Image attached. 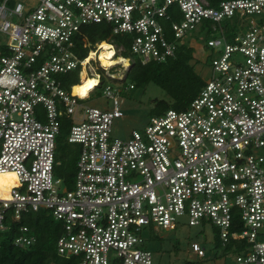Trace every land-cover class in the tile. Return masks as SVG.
<instances>
[{
	"label": "built area",
	"instance_id": "2783aa9c",
	"mask_svg": "<svg viewBox=\"0 0 264 264\" xmlns=\"http://www.w3.org/2000/svg\"><path fill=\"white\" fill-rule=\"evenodd\" d=\"M99 24L109 40L91 43L83 30ZM190 32L207 36L210 50L196 97L128 140L112 138L122 89L134 88L102 66L101 45L111 61L127 52L166 63ZM1 35L0 173L16 180L0 199V233L7 219L46 211L61 225L56 253L72 264H156L144 234L210 227L220 248L248 245L234 264H264V0H0ZM82 72L97 80L86 99L72 91ZM71 74L78 84L67 90ZM98 88L110 110L83 104ZM62 127L79 146L70 190L54 180ZM34 241L20 226L14 245ZM189 250L206 256L198 242Z\"/></svg>",
	"mask_w": 264,
	"mask_h": 264
},
{
	"label": "rangeland",
	"instance_id": "374dc122",
	"mask_svg": "<svg viewBox=\"0 0 264 264\" xmlns=\"http://www.w3.org/2000/svg\"><path fill=\"white\" fill-rule=\"evenodd\" d=\"M222 27L226 28L228 24L223 23ZM230 28L228 27V30ZM187 36L188 38L184 39V43L194 48L193 60L190 64L193 66L195 73L204 79L209 73V67L206 62H209L207 56L210 54V50L205 48L207 36L195 32H190ZM6 41V37L1 35L0 43H5ZM85 54L86 52L83 53V55ZM117 56H119L117 60L120 59L128 67V61L123 58L126 54L119 53ZM127 69L125 70L121 65H118L111 70V73L118 76L125 75ZM71 83H78V78L75 74H72L71 78L66 80L64 88L69 90ZM121 99L123 102L120 109L123 113V118L113 122L111 133L112 138L121 140L130 139L132 131L142 132L147 127L150 118L155 116L153 113L156 104L160 101L169 100L166 93L153 83L136 86L133 90L122 89ZM83 104L102 111L111 109L110 102L102 94V88H98L93 94L89 95V99L84 101ZM40 121L44 122L45 118H40ZM66 138L67 133L65 131L56 140L55 163L57 165L54 166V180L63 181L60 185L61 187H63L64 180L67 178V172L71 170V163H73V160L74 162L76 161L79 154V146L67 144ZM257 154L264 156V149H259ZM8 180L9 182L7 183L6 181ZM13 180L12 176L6 179L4 188L7 191L8 187L13 184ZM10 181L12 182L10 183ZM73 183L74 175L70 187L65 184V189H72ZM213 233L214 230L210 227H206L203 232L200 231L199 227H183L176 231L159 230L155 235L144 234V248L151 252L156 264H234V258L237 253L220 248V244ZM191 242H198L204 247L206 253L204 259L198 260L190 252L189 244Z\"/></svg>",
	"mask_w": 264,
	"mask_h": 264
},
{
	"label": "trees",
	"instance_id": "16d2710c",
	"mask_svg": "<svg viewBox=\"0 0 264 264\" xmlns=\"http://www.w3.org/2000/svg\"><path fill=\"white\" fill-rule=\"evenodd\" d=\"M206 1L210 7H217L220 2L227 0ZM83 31L91 43L109 40L111 34L109 26L104 24L88 26ZM113 40L114 43L123 44L125 49H128L126 38L114 37ZM103 45L106 43L101 46ZM125 54L126 56L123 58H131V60L122 80L123 85L129 84L135 88L153 83L162 89L169 98L168 101H160L156 104L153 113L155 116L169 109L184 110L204 85L205 80L195 73L190 64L193 60L194 48L187 44L180 45L175 57L166 63L149 62L143 65L138 58L130 57L127 52ZM71 75L64 76V78L68 80ZM77 84L71 83L70 86ZM65 131V127H62L61 133ZM75 163L76 161L73 160L71 170L67 172V178L64 180V183L69 187L74 175ZM5 181L0 177L2 191H6ZM4 223L8 230L0 233V264H72V261L66 260L56 253V241L61 234V225L55 222L46 211L28 213L19 223L10 222L8 219ZM20 226L27 227L35 239L34 243L26 248H18L14 245V240L19 236ZM247 247L248 245L243 241H231L224 249L239 253L246 251Z\"/></svg>",
	"mask_w": 264,
	"mask_h": 264
},
{
	"label": "bare ground",
	"instance_id": "6f19581e",
	"mask_svg": "<svg viewBox=\"0 0 264 264\" xmlns=\"http://www.w3.org/2000/svg\"><path fill=\"white\" fill-rule=\"evenodd\" d=\"M101 48H103V51L99 54V60L101 61L103 67L110 68V67H113L116 65H121L123 68H125V69L127 68V66L120 59L115 60V61H111V58H112L114 53L112 51H108V49H110L108 44L101 46ZM92 57H93V54H91L90 58H92ZM82 80H83V82H82ZM96 83H97L96 79L87 78L85 76V73L82 72L81 85L75 86L73 88V90H72L73 94L79 95L81 99H86L89 92L92 91L93 88L95 87ZM79 89H80V93H79ZM85 94H87V95H85ZM83 95H85V96H83ZM9 176H12L14 178L13 182L10 181V183L12 182L13 184L8 187L7 193H3L0 190V199H2V200L8 199L9 191L15 185L16 178H15V175L13 173H10V172L0 173V177L8 178ZM6 182L8 183L9 180Z\"/></svg>",
	"mask_w": 264,
	"mask_h": 264
},
{
	"label": "crops",
	"instance_id": "0c3cea01",
	"mask_svg": "<svg viewBox=\"0 0 264 264\" xmlns=\"http://www.w3.org/2000/svg\"><path fill=\"white\" fill-rule=\"evenodd\" d=\"M3 180H6L8 178H5V177H2ZM0 190L2 191V189L0 188ZM3 193H7V190L6 191H2Z\"/></svg>",
	"mask_w": 264,
	"mask_h": 264
}]
</instances>
